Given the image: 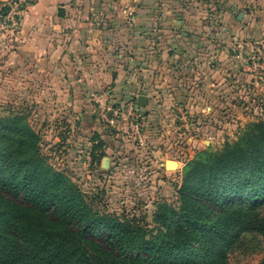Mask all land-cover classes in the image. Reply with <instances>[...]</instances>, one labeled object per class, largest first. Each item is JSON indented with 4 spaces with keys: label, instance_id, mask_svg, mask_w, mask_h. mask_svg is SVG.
<instances>
[{
    "label": "rangeland",
    "instance_id": "obj_1",
    "mask_svg": "<svg viewBox=\"0 0 264 264\" xmlns=\"http://www.w3.org/2000/svg\"><path fill=\"white\" fill-rule=\"evenodd\" d=\"M111 1L116 7L153 5L157 11L154 19L162 27L161 31H154L153 38L165 41L166 48H171L170 29L163 28L171 22L165 13L166 9L171 11V0H150L151 3L143 4L140 0ZM176 3L191 8L184 16L187 28L191 25V30L185 32L188 41L203 42L202 49L188 46L182 54L193 56L202 50L208 61L220 57L219 64L211 61L218 78L204 75L203 87L200 90L197 87L196 91L184 88L186 80H181L184 74L175 84L171 78L165 79L160 93L150 96L149 104L141 111L133 108L131 115L128 104L135 98L104 94L105 105L124 106L127 118L118 117L115 128L105 123L94 109L92 99L91 107L83 109L86 116L81 119L79 112L70 107V101H62L51 89L54 85L50 81L47 83L50 89L41 93L34 92L39 89L38 79H27L29 84L25 85L31 93L19 94L25 81L14 82L10 77L12 66L8 64L11 50L8 40L13 35V26L0 25V118L22 114L40 136L41 150L50 164L68 174L96 210L135 216L154 235L166 231L154 221L157 205L161 202L178 205V188L187 164L201 151L215 152L228 142L234 143L249 123L264 120V0H176ZM5 4L8 13L19 17L20 22L21 12L28 5L17 10L13 3ZM2 6L0 3V10ZM5 14L0 11L1 16ZM167 53L171 54V49ZM95 133L104 143L96 150L101 158L93 162L90 152ZM106 157L109 165L105 169ZM167 160H175L176 165L168 164ZM164 164H168L166 171ZM260 211L264 214V205ZM263 256V238L248 233L230 250L228 259L230 264H259Z\"/></svg>",
    "mask_w": 264,
    "mask_h": 264
},
{
    "label": "trees",
    "instance_id": "obj_2",
    "mask_svg": "<svg viewBox=\"0 0 264 264\" xmlns=\"http://www.w3.org/2000/svg\"><path fill=\"white\" fill-rule=\"evenodd\" d=\"M40 140L22 114L0 118V264H230L244 234L264 240V120L187 164L178 205H157L166 231L156 235L135 216L96 210ZM92 140L94 162L104 141Z\"/></svg>",
    "mask_w": 264,
    "mask_h": 264
},
{
    "label": "crops",
    "instance_id": "obj_3",
    "mask_svg": "<svg viewBox=\"0 0 264 264\" xmlns=\"http://www.w3.org/2000/svg\"><path fill=\"white\" fill-rule=\"evenodd\" d=\"M171 3V11L165 10L171 22L163 27L171 32V48L167 49L165 41L153 38L154 31L162 30L154 19L157 11L153 5L116 7L111 0H35L22 10L18 31L8 40L10 77L18 84L25 81L18 90L23 96L31 93L25 85L27 79L36 77L40 85L34 92L41 93L50 89V81L51 89L62 101H70L81 119L86 116L83 109L91 107L92 92L137 97V102L139 95L146 94L148 105L165 79L171 78L175 84L181 74V80H186L184 88L200 90L204 75L218 78L211 61L219 64L220 57L208 61L202 50L193 56L182 54L188 46L202 49L203 42L188 41L185 35L191 25L187 28L184 16L191 8L179 6L176 0Z\"/></svg>",
    "mask_w": 264,
    "mask_h": 264
},
{
    "label": "built area",
    "instance_id": "obj_4",
    "mask_svg": "<svg viewBox=\"0 0 264 264\" xmlns=\"http://www.w3.org/2000/svg\"><path fill=\"white\" fill-rule=\"evenodd\" d=\"M33 1L35 0H10L9 2L13 3L16 6V9L18 10L19 6L28 5L29 3ZM0 17L2 18V22H0L1 26L9 23L10 26H13V28L11 29L13 33L18 31V28L20 25L19 17H14L13 14L11 12L8 13V11L6 12L5 15H2V16L0 15ZM102 95L104 94L99 93V92H92L91 99L92 101H94V109L96 111H99L100 115L103 117L107 125H109L112 128H115L117 127L118 122L116 121L118 117H122L123 119L127 118L125 115L124 108H123L124 106H117L115 104L105 105ZM135 100L136 101H130V103L128 104V112L130 115L132 114L133 108L137 111H141L140 109H142V106L138 105L137 97L135 98ZM123 123H128V122H123ZM134 128L137 131L140 130L139 126H134Z\"/></svg>",
    "mask_w": 264,
    "mask_h": 264
},
{
    "label": "water",
    "instance_id": "obj_5",
    "mask_svg": "<svg viewBox=\"0 0 264 264\" xmlns=\"http://www.w3.org/2000/svg\"><path fill=\"white\" fill-rule=\"evenodd\" d=\"M10 0H4V2H8ZM147 102H148V97L146 94H141L138 96V105L139 106H146L147 105ZM168 161V164H173L175 163V160H167ZM168 164H166V167H168ZM109 165V158L106 157L104 158V161H103V167L106 169Z\"/></svg>",
    "mask_w": 264,
    "mask_h": 264
},
{
    "label": "bare ground",
    "instance_id": "obj_6",
    "mask_svg": "<svg viewBox=\"0 0 264 264\" xmlns=\"http://www.w3.org/2000/svg\"><path fill=\"white\" fill-rule=\"evenodd\" d=\"M171 165H172V166H173V165L175 166V165H176V162H175V163H173V164H171Z\"/></svg>",
    "mask_w": 264,
    "mask_h": 264
}]
</instances>
